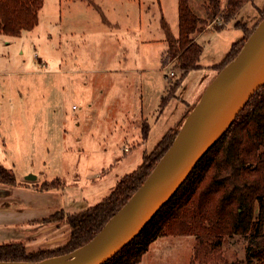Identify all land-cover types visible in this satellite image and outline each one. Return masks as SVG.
I'll list each match as a JSON object with an SVG mask.
<instances>
[{"label": "rangeland", "instance_id": "374dc122", "mask_svg": "<svg viewBox=\"0 0 264 264\" xmlns=\"http://www.w3.org/2000/svg\"><path fill=\"white\" fill-rule=\"evenodd\" d=\"M91 1L102 12L90 0H46L33 29L0 34V164L15 173L22 197L13 213L0 212V243L21 241L26 255L65 244L68 239L50 241L69 235L70 226L38 217L61 208L81 211L109 195L143 162L145 146L132 135L140 130L137 119L145 117L149 126L150 153L193 102L203 79L214 75V65L264 16V0H250L224 28L212 22L198 33L204 45L200 66L161 110L169 82L180 72L176 55L167 65L162 61L167 43L158 0ZM190 1L198 15H206L205 0ZM161 3L178 33V0ZM29 171L40 176L38 182L21 181ZM57 176L64 189H40ZM194 245L193 235L160 237L140 264H190ZM245 246L244 236L229 237L223 245L227 263L203 264H248Z\"/></svg>", "mask_w": 264, "mask_h": 264}, {"label": "trees", "instance_id": "16d2710c", "mask_svg": "<svg viewBox=\"0 0 264 264\" xmlns=\"http://www.w3.org/2000/svg\"><path fill=\"white\" fill-rule=\"evenodd\" d=\"M44 1L0 0V33L19 36L24 30L33 29L39 23ZM249 1L205 0L206 15L200 16L190 0H178V35L162 14L167 42L162 61L165 63L176 55L180 73L169 82L161 110L176 95L190 71L200 66L204 45L197 41L198 33L212 22L216 29L224 28ZM90 2L101 10L96 2ZM219 15L222 21L217 22ZM252 31L233 44L226 58L215 65L216 70L238 54ZM148 131L147 124L143 126L144 138ZM176 134V130L170 128L154 149L145 154L143 162L125 174L102 201L77 212L60 209L39 220L43 223L64 220L71 233L65 244L26 255L23 242H3L0 243V259L42 260L73 251L90 241L143 184ZM0 182L10 186L19 183L15 173L1 164ZM39 187L41 190L64 189L66 182L55 177L44 180ZM170 235L195 236L190 264L227 263L223 245L235 235L246 239V263L264 264V85L253 94L230 128L201 158L171 199L128 245L103 264H139L156 239Z\"/></svg>", "mask_w": 264, "mask_h": 264}, {"label": "water", "instance_id": "95a60500", "mask_svg": "<svg viewBox=\"0 0 264 264\" xmlns=\"http://www.w3.org/2000/svg\"><path fill=\"white\" fill-rule=\"evenodd\" d=\"M230 79H235L233 84H228ZM263 85L264 18L247 37L238 54L206 86L143 184L94 238L73 251L52 256H65L64 261L56 264H103L128 245L171 199ZM21 177L28 182L39 179L32 171ZM70 235L50 242L66 240ZM45 259H0V264H41Z\"/></svg>", "mask_w": 264, "mask_h": 264}, {"label": "crops", "instance_id": "0c3cea01", "mask_svg": "<svg viewBox=\"0 0 264 264\" xmlns=\"http://www.w3.org/2000/svg\"><path fill=\"white\" fill-rule=\"evenodd\" d=\"M46 1V0H45ZM44 1V2H45ZM99 5V4H98ZM100 6V5H99ZM159 6H160V9H161V16H160V26H161V28H162V24H161V17H162V14L166 17V19H167V16L164 14V12H163V8H162V3H161V0H160V3H159ZM101 7V6H100ZM43 8V7H42ZM41 8V9H42ZM100 10V9H99ZM101 12H102V9L100 10ZM40 13V12H39ZM103 15L105 16V18H106V15L104 14V12H103ZM178 18H179V10H178ZM168 20V19H167ZM169 22V21H168ZM107 23L108 24H111V25H114L108 18H107ZM169 24H170V22H169ZM170 26H171V24H170ZM210 27H212V25L210 24L209 26H207V28L206 29H208V28H210ZM163 29V28H162ZM171 29H172V27H171ZM173 30V29H172ZM205 30V29H204ZM163 32H164V30H163ZM174 32V31H173ZM175 33V32H174ZM1 34V33H0ZM179 34V31H178V33H175V35H178ZM198 38V35L196 36V39ZM243 38V36L240 38V39H238L237 41H239V40H241ZM164 39H165V33H164ZM236 41V42H237ZM167 43V42H166ZM235 43V42H234ZM233 46V45H232ZM232 48V47H231ZM229 50V49H228ZM231 50V49H230ZM226 52H228V51H226ZM225 52V53H226ZM230 52V51H229ZM228 52V53H229ZM227 53V54H228ZM227 54H226V56H227ZM226 56H225V58H226ZM224 58V59H225ZM224 59H221L218 63H216L215 65H217V64H219V63H221ZM164 64H166V63H164ZM167 65V64H166ZM214 65V66H215ZM215 70H216V68H215ZM218 73V70H216L215 71V73H214V75L212 76V77H205L204 79H203V81H202V84L200 85V89H199V93L197 94V96L192 100L193 102H188L187 103V105H186V107H185V110H184V112L182 113V115L178 118V120H176L175 121V125L173 124V126H171L170 128H173V129H176L177 127H179L180 125H181V123H182V121L184 120V118L186 117V115L188 114V112L192 109V107L198 102V100H199V98H200V96H201V94L203 93V91H204V89L206 88V86L210 83V81L216 76V74ZM167 90V89H166ZM137 121H138V125H139V127H140V130L139 131H137V132H133L132 133V135H133V138L134 139H136V140H138V143L139 144H141V145H143V146H145V152L146 153H144V156H145V154H147V153H149L148 152V148H147V141H146V138H144L143 137V124H144V122H145V117H142V118H138L137 119ZM177 122V123H176ZM169 128V129H170ZM168 129V130H169ZM167 130V131H168ZM166 131V132H167ZM165 132V133H166ZM165 133H163V134H165ZM142 138L141 140H139L138 138ZM131 147H129V150H127V152H129V151H131ZM144 156H143V159H144ZM135 170V169H134ZM127 174V173H126ZM124 176V175H123ZM57 177H59V176H57ZM55 178V177H54ZM61 178V177H60ZM39 179H40V176H39ZM39 179L37 180V181H35V182H38L39 181ZM63 179V178H62ZM120 180V179H119ZM118 180V181H119ZM17 181H18V178H17ZM21 181H25V180H23L22 178H21ZM117 181V182H118ZM19 182V181H18ZM25 182H28V181H25ZM1 183V182H0ZM20 183V182H19ZM117 184V183H116ZM7 187H5L4 189H0V212H10V213H13V210L11 209V207L14 205V206H18L17 205V202L19 201V199H21L22 197H21V194H20V190L19 189H17V186L15 185V186H10V185H6ZM116 186V185H115ZM115 188V187H114ZM50 190H54V189H50ZM58 190V189H57ZM42 191H49V190H42ZM35 192H37V191H30L29 193L30 194H32V193H35ZM38 192H41V191H38ZM111 193V192H110ZM108 196V195H107ZM106 196V197H107ZM104 199V198H103ZM102 199V200H103ZM101 200V201H102ZM8 207H10V208H8ZM61 209H64V208H61ZM58 210H60V209H58ZM65 210V209H64ZM57 211V210H56ZM56 211H54V212H56ZM66 211V210H65ZM54 212H52V213H54ZM67 212H69V211H67ZM52 213H50V214H52ZM49 214V215H50ZM49 215H46V216H49ZM46 216H43V217H46ZM43 217H38V218H43ZM34 219H37V218H34ZM38 220V219H37ZM52 224V223H51ZM62 223H60V225H61ZM59 225V226H60ZM55 226L56 227H58V223H55ZM70 234V233H69ZM64 235H67V234H64ZM60 237H63V236H60ZM166 237V236H165ZM160 238V237H159ZM158 238V239H159ZM54 239H57V238H54ZM157 240V239H156ZM155 240V241H156ZM61 241V240H60ZM154 241V242H155ZM153 242V243H154ZM2 243V242H1ZM152 243V244H153ZM152 244H151V246H152ZM151 246H150V248H151ZM150 248H149V250H150ZM148 250V251H149ZM148 251H147V253H148ZM146 253V254H147ZM145 254V255H146ZM145 257V256H144ZM144 257H143V259H144ZM143 259H142V261H143ZM141 261V262H142ZM140 262V263H141ZM139 263V264H140Z\"/></svg>", "mask_w": 264, "mask_h": 264}, {"label": "bare ground", "instance_id": "6f19581e", "mask_svg": "<svg viewBox=\"0 0 264 264\" xmlns=\"http://www.w3.org/2000/svg\"><path fill=\"white\" fill-rule=\"evenodd\" d=\"M234 81H235V79H233V80L230 79L228 81V84H233ZM64 260H65V256L52 257V258H47V259L43 260L41 264H56V263L62 262Z\"/></svg>", "mask_w": 264, "mask_h": 264}, {"label": "built area", "instance_id": "2783aa9c", "mask_svg": "<svg viewBox=\"0 0 264 264\" xmlns=\"http://www.w3.org/2000/svg\"><path fill=\"white\" fill-rule=\"evenodd\" d=\"M220 19H221L220 16H218V17H217V21L220 22ZM171 75L174 76V75H175V72L172 71V72H171ZM73 108H76V105H75V104L73 105Z\"/></svg>", "mask_w": 264, "mask_h": 264}, {"label": "flooded vegetation", "instance_id": "af4514ba", "mask_svg": "<svg viewBox=\"0 0 264 264\" xmlns=\"http://www.w3.org/2000/svg\"><path fill=\"white\" fill-rule=\"evenodd\" d=\"M58 223V222H57ZM60 225V223H58V226Z\"/></svg>", "mask_w": 264, "mask_h": 264}]
</instances>
